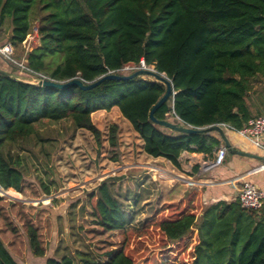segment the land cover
<instances>
[{
  "label": "trees",
  "instance_id": "obj_1",
  "mask_svg": "<svg viewBox=\"0 0 264 264\" xmlns=\"http://www.w3.org/2000/svg\"><path fill=\"white\" fill-rule=\"evenodd\" d=\"M37 10L43 14L40 45L26 55L34 72L55 81L79 78L91 83L143 61L172 83L173 94L155 113L157 120L172 115L194 129L227 125L240 130L254 117L250 96L264 81V0H0V30L7 26L12 32L7 43L18 47L25 42ZM0 63V195L12 201L30 206L54 200L48 186L40 199L19 194L25 174L22 157L13 151L17 143L36 137L44 121H70L76 131L90 132L100 144L102 134L92 115L118 108L143 141L145 153L177 169L185 152L212 156L221 146L213 133H167L150 120L166 93L158 81L108 80L90 91L76 86L61 90L18 81L16 67ZM110 142L117 145L116 126L111 127ZM149 167L196 184L162 166ZM96 199L93 216L102 233L124 231L129 218L108 184L99 186ZM0 223L13 234L19 231L1 197ZM157 226L171 243L197 230L193 264H264V207L251 211L239 201L218 202L200 218L184 213ZM25 233L32 255L45 258L38 228L26 224ZM78 256L83 264H134L124 246L102 256ZM0 264H19L1 238ZM44 264L75 261L64 255Z\"/></svg>",
  "mask_w": 264,
  "mask_h": 264
},
{
  "label": "rangeland",
  "instance_id": "obj_2",
  "mask_svg": "<svg viewBox=\"0 0 264 264\" xmlns=\"http://www.w3.org/2000/svg\"><path fill=\"white\" fill-rule=\"evenodd\" d=\"M42 15L38 10L35 12L33 27H38ZM9 31L7 26L0 30V40H6ZM29 41L33 48L40 44L33 31ZM29 52L23 44L19 45L15 47L14 59L21 61ZM0 60L9 62L1 55ZM3 68L9 70L7 66ZM148 68L154 69L153 66ZM130 73L133 71L121 72L124 75ZM142 79L157 81L150 76ZM254 115L256 117L259 112ZM92 120L101 131L100 144L90 132L76 131L70 121H44L38 126L36 137L15 145L13 151L22 157L25 174L23 193H17L26 198L40 199L47 195L44 194V186H48L54 200L30 203L29 206L0 195L11 220L23 231L26 224L37 226L43 245L53 250L54 254L73 257L75 264L80 263L78 254H86L85 250H89L90 245L84 239L93 246L92 251L98 256L124 246L125 253L134 264H193L194 247L198 242L195 232L177 243H171L157 225L184 213H195L191 211V204L199 199L200 191L203 192L205 187L156 174L152 171L154 167L145 168L148 164H155L187 177L172 169L163 158L148 156L143 141L117 108L108 113L96 112ZM167 121L182 124L172 115L167 117ZM113 126L117 127L116 146L110 142ZM166 132L171 133V130L166 129ZM124 167L130 168L122 169ZM230 181L218 180L216 183L232 188ZM104 183L110 186L129 218L126 229L112 235L103 234L93 216L97 190ZM174 190L182 197L181 203L170 201ZM0 226L4 225L0 223ZM11 233L4 226L0 236L8 241L7 235Z\"/></svg>",
  "mask_w": 264,
  "mask_h": 264
},
{
  "label": "crops",
  "instance_id": "obj_3",
  "mask_svg": "<svg viewBox=\"0 0 264 264\" xmlns=\"http://www.w3.org/2000/svg\"><path fill=\"white\" fill-rule=\"evenodd\" d=\"M9 37H10V33L7 35V38ZM6 43H7L6 40L4 39L0 40V46L5 45ZM250 97H251L250 105L253 108L254 114H256V112H259V115H263L264 114V81L255 86V89L251 93ZM102 112L108 113L107 111H102ZM225 134L227 136V139L229 140V143L231 144V148L233 151L237 150L240 152H244L246 154L255 155L264 158L263 152L256 151L250 148L248 145L242 143L241 140H239V138L233 133L225 131ZM212 135L221 141V146L222 145L225 146L222 138L219 135L215 133H213ZM217 152L218 149L212 156L205 154H190L186 152L179 159L180 169H177L175 166L172 165L171 162L164 159V161L166 160L171 165L172 169L177 170L181 174H185V176H187L188 178L182 175H178V176L184 177L187 180H194V178L198 180V181L194 180L196 184H190L187 181H179V182H184L189 185H194L199 187H205L203 192L202 190L201 191L199 190L201 193L199 199H196L191 204L192 205L191 211L195 212L197 217L199 218L202 216L203 211L207 210L209 207H212L218 202H225L227 204H231L238 201L236 190L233 187L231 188L229 186H219V184L216 183L218 180L226 181L238 177H244L247 182L256 185L264 193V161L255 158L239 156L227 151L224 163L220 166L213 168L212 170H208V167L214 162L217 156ZM193 155L196 156L193 157ZM165 166L167 165L165 164ZM196 168L198 169V172L194 171ZM178 195L179 192H176V190H174L173 194L171 195L170 201L172 200L171 202L174 203L178 201L177 203H181L182 197ZM15 226H17L19 230L18 233L15 234L11 233V235H7L8 241L4 240L1 236L0 238L5 244L6 248L11 253V255L19 264H44L46 259L49 258L60 259L65 255V254L57 255L56 253L54 254L53 250H49L47 246L44 245L46 248L45 258L34 257L30 251L28 239L25 231H23L17 224H15ZM3 227L0 226V231H2ZM194 232L197 238V230L194 229L193 232H191V234ZM51 233H52V240L54 242L55 241L54 228ZM84 242L87 245H90L87 248L89 250H85L86 251L85 253H92L95 256H97V254H95L92 251L93 246L91 244H88L89 242L86 241L85 239ZM20 243H22L21 246L19 245ZM78 261L80 262L79 264H83V262H81L79 257H78Z\"/></svg>",
  "mask_w": 264,
  "mask_h": 264
},
{
  "label": "built area",
  "instance_id": "obj_4",
  "mask_svg": "<svg viewBox=\"0 0 264 264\" xmlns=\"http://www.w3.org/2000/svg\"><path fill=\"white\" fill-rule=\"evenodd\" d=\"M32 31L36 34V38L39 39L40 43L38 27H33ZM30 37L31 33L23 43L28 52L32 51L40 45L38 44V46H35V48H33V46H30ZM0 55L16 67L15 76L25 82L36 83L43 78H47L46 76L31 70L27 65L28 62L26 60V57L21 61H16L14 59L15 46H13L11 43H6L5 45L0 46ZM146 67L147 66L142 61L140 66L129 64L125 66L122 71L125 72L126 70H128L129 72H134L138 69H146ZM122 71H120V73ZM24 77L30 79L27 80ZM217 126H220L224 131L233 133L239 138V140H241L242 143L248 145L250 148L264 153V114L251 118L247 122V124L240 130L231 128L227 125ZM226 154L227 150L225 146L222 145L218 149L217 156L214 162L208 167V170H212L213 168L222 165L224 163ZM230 183L236 190L237 200L241 204L242 208L251 211H260L264 207V193L256 185L247 182L244 177L232 179Z\"/></svg>",
  "mask_w": 264,
  "mask_h": 264
},
{
  "label": "water",
  "instance_id": "obj_5",
  "mask_svg": "<svg viewBox=\"0 0 264 264\" xmlns=\"http://www.w3.org/2000/svg\"><path fill=\"white\" fill-rule=\"evenodd\" d=\"M9 33H10V37H11L12 36L11 30ZM145 76H150V77L155 78L158 82L162 83L166 87L165 95L158 101V103L153 107V109L150 112V120L154 124H156L162 128L171 130L173 132L183 133V134H196V133L204 132V131L209 132V133H217L222 138V140L225 144L226 150L229 151L230 153H233V154H236L239 156H243V157L255 158V159L264 161V158H261V157L255 156V155L246 154L244 152H240L237 150L233 151L231 148V144L229 143V140L227 139L225 131L220 126L216 125V126H212L210 128L201 130V129H194V128L186 127L183 124H175V123H171L169 121L157 120V118L155 117V113L157 112V110H159V108H161L164 104H166L168 102L171 95L173 94V88H172L171 81L166 77V75L158 73L155 70V67H154V69H150V68L138 69V70H135L133 73H130L127 75L108 73L105 76H103V77H101V78H99V79H97L91 83H85L83 80H81L79 78H74V79H71L69 81L61 82V81H55V80L48 78V77L43 78L36 83H29V82H25V81L17 78L16 76H14V77L18 81L37 85L39 87H51V88L63 90V89H68L69 87H72V86H76L83 91H90V90L97 88L103 82L108 81V80L127 81V80H131V79H135V78H142Z\"/></svg>",
  "mask_w": 264,
  "mask_h": 264
}]
</instances>
